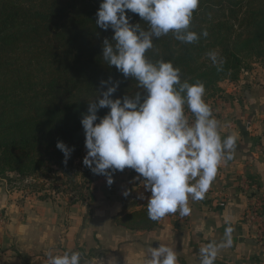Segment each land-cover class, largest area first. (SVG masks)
<instances>
[{"label":"trees","instance_id":"obj_1","mask_svg":"<svg viewBox=\"0 0 264 264\" xmlns=\"http://www.w3.org/2000/svg\"><path fill=\"white\" fill-rule=\"evenodd\" d=\"M101 3L0 0V179L56 169L61 175L56 182L76 188L72 166L87 154L81 120L89 103L106 91L101 81L111 77L119 82L112 99L140 92L142 100L146 95L135 79L102 58L103 41H111L114 30L96 25ZM126 16L148 29L138 14L126 10ZM205 29L208 36L191 44L177 41L172 33L154 39L146 56L153 62L172 61L181 69L182 81H202L205 98H211L220 92L219 83L236 82L251 63L264 60V0H200L190 30L199 34ZM211 51L225 60L222 72L209 59ZM108 112L98 109L96 123ZM57 141L74 149L66 164ZM157 222L148 218L147 206L115 220L133 231H151Z\"/></svg>","mask_w":264,"mask_h":264},{"label":"clouds","instance_id":"obj_2","mask_svg":"<svg viewBox=\"0 0 264 264\" xmlns=\"http://www.w3.org/2000/svg\"><path fill=\"white\" fill-rule=\"evenodd\" d=\"M199 4L200 0H102L96 13V25L114 30L112 40L103 41V60L124 77L135 79L146 95L142 100L140 92L123 100L112 99L119 82L111 77L101 81L106 91L89 103L88 114L81 120L87 149L82 163L94 174L104 175L109 185L113 183L112 172L130 168L138 173L145 191L151 193L147 215L152 221L176 213L191 215L189 201L205 199L219 168L234 158L238 147L235 134L221 136L220 122L205 100L202 81H182L181 69L172 61L153 62L146 56L153 40L169 33L185 44L207 37L206 29L199 34L190 30ZM126 10L138 14L148 29L131 24ZM207 55L222 72L225 60L219 52ZM101 108L109 112L96 123ZM186 108L194 120H189ZM56 147L66 164L74 149L60 141ZM234 231L226 222L222 240L210 241L199 249L200 264H215L220 250L233 246ZM47 264H82V253L49 252ZM143 264H179L178 252L163 243L148 245Z\"/></svg>","mask_w":264,"mask_h":264},{"label":"crops","instance_id":"obj_3","mask_svg":"<svg viewBox=\"0 0 264 264\" xmlns=\"http://www.w3.org/2000/svg\"><path fill=\"white\" fill-rule=\"evenodd\" d=\"M218 87L219 97L207 103L220 122L221 136L235 134L238 147L219 168L205 199L189 201L191 215L170 214L151 231L117 226V218L147 206L151 195L136 172L138 183L121 185L119 196L98 197L93 190L101 188L95 186L88 204L74 201L68 207L32 197L29 190L17 196L21 189L14 187V192L0 180V264H47L49 252L73 250L82 253V264H143L148 245L159 243L175 247L179 264H200L199 249L221 241L226 222L235 228L234 244L220 250L215 263L264 264V245L255 241L244 220L247 201L239 189L248 180L264 190V67L254 65L237 82L223 81ZM186 115L194 120L190 111Z\"/></svg>","mask_w":264,"mask_h":264},{"label":"rangeland","instance_id":"obj_4","mask_svg":"<svg viewBox=\"0 0 264 264\" xmlns=\"http://www.w3.org/2000/svg\"><path fill=\"white\" fill-rule=\"evenodd\" d=\"M254 65L264 67V60H256L251 63L249 70H251ZM218 94L212 96L211 98H205L206 102H209L211 99H217L219 97ZM85 156L86 155L83 154L82 157L72 166L71 172L75 177V184L77 185L76 188L68 184L64 185L60 182H56L55 176H61L56 169H52V171H48L47 169L35 171L29 176L24 177H20L15 174H7L8 179L0 180L5 181L3 182L6 186L5 188L11 189L14 192L21 189V193L17 194V196H22L25 194L24 192L28 193L27 190H29L28 195H33L32 197L38 195L36 198L57 200L66 207L74 201L79 204H88L91 199V191L95 188V186L96 188L99 186L101 190L96 193V190L94 189L93 194L98 197L100 196L103 199H107L110 198L109 196H119L122 193L121 185H135L139 181L138 175L135 176L136 173L133 169L125 168L123 171L112 174L113 183L115 185L112 186L113 183L109 185L107 183V178L104 175L94 174L88 167L83 165L82 161ZM14 187H18V189L15 190ZM32 187L43 188V191H41L40 194L30 193V189ZM88 195L89 197H87ZM83 197L85 199H83Z\"/></svg>","mask_w":264,"mask_h":264},{"label":"built area","instance_id":"obj_5","mask_svg":"<svg viewBox=\"0 0 264 264\" xmlns=\"http://www.w3.org/2000/svg\"><path fill=\"white\" fill-rule=\"evenodd\" d=\"M239 189L245 196V222L253 230L254 239L264 245V190L248 180H242Z\"/></svg>","mask_w":264,"mask_h":264}]
</instances>
